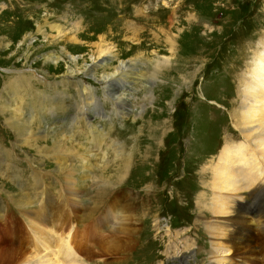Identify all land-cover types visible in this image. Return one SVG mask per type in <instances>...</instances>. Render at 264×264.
Masks as SVG:
<instances>
[{
    "label": "rangeland",
    "instance_id": "rangeland-1",
    "mask_svg": "<svg viewBox=\"0 0 264 264\" xmlns=\"http://www.w3.org/2000/svg\"><path fill=\"white\" fill-rule=\"evenodd\" d=\"M262 43L264 0H0V264L46 254L30 215L40 201L57 233L76 220L79 264H211L213 243H223L205 226L220 194L213 182L223 149L245 145L235 106L251 92L243 77ZM6 106L42 136L19 137ZM60 138L79 156L39 148ZM124 212L129 250L101 252L106 241L91 242L89 229L98 238L104 224L106 237ZM55 236L42 240L56 245Z\"/></svg>",
    "mask_w": 264,
    "mask_h": 264
},
{
    "label": "bare ground",
    "instance_id": "bare-ground-1",
    "mask_svg": "<svg viewBox=\"0 0 264 264\" xmlns=\"http://www.w3.org/2000/svg\"><path fill=\"white\" fill-rule=\"evenodd\" d=\"M170 44H171L172 49H176L173 47L176 44H172L171 42ZM261 49L262 51L258 50L259 52L256 53L258 55H255V57L256 56L257 57L255 61H253V64H252L254 67L252 68L253 72L249 71V73L243 77V80H245V82L249 84V87L251 88V92L249 94L241 93L240 94L241 100L238 103V105L235 106V107L239 106L238 107L239 114L238 115L236 114L237 116L235 118V122H236L237 128L244 133V135L242 136V140H244L245 145H242L243 142L240 143L239 141L235 142L231 140L232 141L231 145L226 146L223 149L219 162H218V165H220V169L217 168V172H216L215 180H214V181L216 180L217 181L213 182V189L217 190V192L215 191V194L219 192L220 194L215 195V197L213 196L214 202L211 204H212L213 212L215 216H213V218H211V220L208 221V223L205 226H206L207 231L209 229L212 231L213 237H215L216 239L219 238L221 241H223V243H220L218 240L217 242L213 243L214 251L217 250V252H214V251L212 252L211 261L213 262H211V264H259L257 255L260 253L264 254V214L260 213L261 220H257L254 217L249 206L247 205L245 206L247 197L242 195L243 193L247 194L248 191L250 190L257 191V190H260L261 188H264V44L263 43L261 44ZM72 60H75V59H72ZM50 61L54 63L56 60L54 61V58H53L54 62L51 59ZM160 62L159 64H161ZM171 62H172V59H170V62H169V60L166 58H165V61H163V63H168V64L169 63L171 64ZM56 63L57 62H55L54 64L57 65ZM124 69H121V71H123ZM92 72L93 71L90 70L88 72V75H90L92 79H94L95 81H100L98 80L97 76L93 74L94 72L93 73ZM116 73L118 74V72ZM113 77H115L114 74L107 75L104 77V80L112 81ZM21 93H23V91ZM85 101H86V98H85ZM92 104L94 105L93 102ZM20 111H21L20 109L14 111L10 109L9 106H6L3 112L4 115H6V119L10 123L11 128L16 130L15 132L18 134V136L21 137L22 139L26 137L30 139L34 137L33 135L36 132L38 136H42L43 131L40 129H37V130L33 129L32 127L33 121L29 119L28 120L23 119L21 115L19 114ZM36 111L38 110L36 109ZM32 115H33V112H32ZM69 142H68V138H64V139L60 138L55 141H51L49 145H52L53 147L51 146V147H39V148L42 149V152H45V148L46 150L56 151V155L66 154V153L71 154V152L73 153L74 151V153H76L75 154L76 157L79 156L78 151L81 152V149H78V147H75ZM43 145H47V144H43ZM256 146L258 147L259 152L256 150ZM240 147H242L241 150H240ZM109 148H113V147H109ZM62 162H63V159H62ZM64 165L60 164L59 166H57V172H61L64 170L65 171L72 170L70 169L69 166L65 167ZM240 166H243V168L245 169V174L247 178L240 177V179H238V177L242 175V170ZM73 176L74 175L70 174V177H66L65 180H69V181L72 180L70 181L72 182L70 190H71L72 195L75 197L77 196V193H76L77 191L74 185L76 184L78 179ZM240 180H248L247 187L244 186L245 184H241ZM241 186H244V188H242ZM20 197H22L20 203L23 204L22 205L23 207L27 208V207L32 206L31 203H29V201L26 200L25 196L22 195ZM39 204L41 207L43 206L42 201H40ZM95 210L96 209H94L93 211ZM30 212L32 213V214L30 213V215H32V218L30 216L29 217L33 220V222H35L33 226H35L34 231H35V234L37 235V240L38 242H40V245L43 246V249L46 252V254L42 256L44 253L40 255L35 252L34 253L32 252L30 254L28 252L27 253L25 252L24 261L28 259L25 264H61V263L62 264L64 263L65 264H79L78 262L79 260L77 256L78 254H77V251L75 250L76 247L74 248V245H73V240H74V235H75L74 227H70V229L67 230V229H64L65 226L63 227V225H61L60 227L64 231H62V233H57L52 227L44 225V223L47 222V219L46 217L42 216V210L40 211L39 209V210H36L35 212L30 210ZM125 213L126 212H124L120 218L117 217L115 213L114 214L116 215V217L111 216L113 221H111L112 223L109 227H111L112 231L108 235H106V237L102 236V233L98 232L99 233L98 240L103 239L102 241H106L104 242L105 249H102L101 252L109 253V250H110V252H113L114 254L117 255L120 253H125L129 250L132 235L134 234V232H133V229H131V227L129 226L130 217L125 215ZM221 218H224L226 220L223 225H220L219 220ZM104 220L105 218L103 219V221ZM100 223L102 222L100 221ZM51 224L52 226L55 225V223H51ZM72 226H75V225H72ZM91 232H93V228L91 229ZM95 232H97V228L95 229ZM254 232L258 234H254ZM54 233H56L55 237L57 238L56 245L52 244L51 242L45 241V239L42 240L43 235L45 234L53 235ZM122 237L124 241L120 239ZM223 244L225 245V248H223ZM258 248L260 249V252L257 250ZM51 250H53V252H50ZM184 259L185 258H183L182 262L186 261Z\"/></svg>",
    "mask_w": 264,
    "mask_h": 264
}]
</instances>
